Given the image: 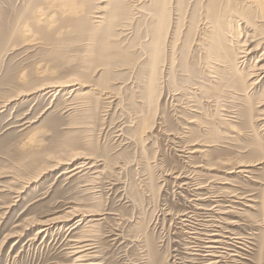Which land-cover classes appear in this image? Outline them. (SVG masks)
Listing matches in <instances>:
<instances>
[{
	"label": "rangeland",
	"instance_id": "1",
	"mask_svg": "<svg viewBox=\"0 0 264 264\" xmlns=\"http://www.w3.org/2000/svg\"><path fill=\"white\" fill-rule=\"evenodd\" d=\"M120 2L111 7L133 24L103 67L77 49L25 46V0H0V264H71L76 240L90 246V264H264V80L249 103L225 87L247 78L212 82L201 23L170 7L148 96V59L134 47L148 45L151 22ZM99 83L105 95L95 96ZM84 162L82 174L63 175ZM246 163L250 173L239 172Z\"/></svg>",
	"mask_w": 264,
	"mask_h": 264
},
{
	"label": "bare ground",
	"instance_id": "2",
	"mask_svg": "<svg viewBox=\"0 0 264 264\" xmlns=\"http://www.w3.org/2000/svg\"><path fill=\"white\" fill-rule=\"evenodd\" d=\"M120 1L121 0H25L26 15L31 22L29 25L24 24L22 27L18 28V37L27 47H44L54 49L59 54H61L64 49H77L79 51L77 56L80 60L87 63L94 62V60H96L94 56L98 55V66L108 67L110 63H112L111 61L114 57V54L110 51L116 49L119 42L118 39H120L123 33L126 32L133 24V18H131L129 14L125 17V13H123V11H119L111 7L113 4H120ZM127 1L132 7L133 17L137 16L136 18H138L142 16L145 19H149L151 22V25L147 26L146 31L148 32L146 37L149 38L148 45L144 44L146 43V40H139L137 46H132H135L134 48L138 47L137 49L141 51L145 49L144 55L148 59L150 72L149 84L147 86L148 96L153 94L154 83L157 80L155 75L158 71V61L160 59L162 41L167 30L166 19L167 15L170 14V7L173 8L174 11L179 12L175 13L176 16H179L178 14H182L183 18L184 15H186L192 19L194 22L190 23L191 26L198 23V21L201 23L200 25L202 26L204 33L203 38L201 39L200 48L204 53L203 55L205 56L206 61L205 64L209 68V73L213 79L212 82L217 83L221 80L219 78L220 73H223L227 79H230L229 77L235 74L234 78L241 82H244L247 78L246 84H248V87H239L237 84L233 83L232 85H225V87L230 89L229 92L231 91L230 93L233 94L239 102V97L245 98V101L248 102V99L254 92L255 87L261 85L264 80V52L254 60L250 73L244 72V67L246 66L245 61L250 59L255 52L259 51L261 46L264 44V33L257 34L255 31L256 29L260 32L264 30V0H189V2L185 0H178L173 1L171 6L168 5V0H164L162 4H156L152 8L146 10H142L138 7L139 3H142L144 0ZM196 11L198 14L197 16L194 15ZM252 21H255L257 24L254 29L249 26ZM240 36L244 38L241 44H239L241 45L240 47L236 42L229 44L232 39ZM184 39L186 40V38ZM220 39H222V41H220ZM153 40L157 41L156 44H153ZM225 42H228V44H225ZM248 42L253 43V47L251 49L243 48ZM146 46L147 49L145 48ZM238 69H240V72ZM100 83L97 85L95 84V86L90 84L92 85V87H89L91 94H95V96L105 95V92L103 91L104 89L101 86L102 83ZM48 88H51L48 92L54 91V93H60L64 90V86L61 85H51ZM251 91L252 93L250 94ZM205 93H207V91ZM30 94L31 93L20 95L28 96ZM84 94L85 93L82 95ZM248 103V108L245 110V113L251 117L250 113H252L253 108ZM263 114L262 117L264 116ZM259 121H261L260 123L264 126V117ZM257 146L259 147V151L262 152L264 150V145L258 144ZM89 160L90 159L86 158V161L89 162ZM85 162L82 165L79 164L80 166L67 169L63 172V175L68 176V178L75 176L81 172L83 168H80L83 167ZM59 163L60 162H56L55 166ZM93 166L94 165H92V167ZM252 167L253 164L246 163L238 165L237 169H239V172L242 173H250V168ZM97 174L99 175V173ZM1 189H3L2 186H0V191ZM17 200L15 199V202ZM68 212L69 215L73 216L77 211L70 209ZM73 228L75 227L73 226ZM47 229H41V231L46 232ZM88 232H86V234ZM81 234H79L80 237ZM83 235L85 234H82V236ZM87 240H85V242ZM90 240L92 241L91 238ZM75 242H77V246L73 247L74 250L72 254H70L72 255L71 264H90L87 261V251L90 246L86 245L84 241L81 240H76ZM89 244L91 245V243ZM94 250L96 251V248ZM95 257L96 255L94 258ZM91 262L93 261L91 260Z\"/></svg>",
	"mask_w": 264,
	"mask_h": 264
}]
</instances>
